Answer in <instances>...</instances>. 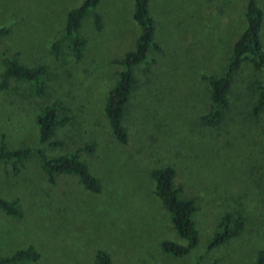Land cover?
<instances>
[{
    "label": "rangeland",
    "instance_id": "374dc122",
    "mask_svg": "<svg viewBox=\"0 0 264 264\" xmlns=\"http://www.w3.org/2000/svg\"><path fill=\"white\" fill-rule=\"evenodd\" d=\"M82 0H0V145L30 148L16 163H0V198L15 202L19 217L0 211V258L32 247L34 262L93 264L97 251L110 264H253L264 254V109L251 115L264 69L243 62L233 75L219 125L208 126L207 79L224 72L245 28L246 0H149L153 41L147 59L133 67L135 83L124 109L126 142L114 139L103 108L121 71L115 63L134 49L139 28L133 0H99L78 29L85 45L75 58L63 35L65 16ZM259 39L264 53V0ZM93 13L100 17L96 30ZM57 44L56 50L53 45ZM43 67L44 93L7 79L3 57ZM55 104L68 121L57 146L37 142L35 118ZM92 147L88 152L86 147ZM37 150L53 157L76 152L100 185L86 191L74 176L46 180ZM171 167L173 185L193 201L197 245L175 258L162 241L183 245L153 193L149 172ZM242 224L226 244L207 250L220 218Z\"/></svg>",
    "mask_w": 264,
    "mask_h": 264
},
{
    "label": "trees",
    "instance_id": "16d2710c",
    "mask_svg": "<svg viewBox=\"0 0 264 264\" xmlns=\"http://www.w3.org/2000/svg\"><path fill=\"white\" fill-rule=\"evenodd\" d=\"M149 0H133L132 20L139 28V34L135 41L134 49L123 55L115 63L121 67L113 87L108 91L103 112L107 119L110 131L119 144L126 142V131L122 125L125 106L133 90L135 78L133 67L143 63L147 59L149 49L158 52L160 49L153 41L154 24L148 12ZM99 0H82L75 8L67 12L64 21L63 35L68 39V48L75 58L81 56L85 45L84 39L79 35L78 29L81 20L89 11L93 10ZM262 10L258 0H246L244 18L245 28L237 37L232 46L231 54L227 60L224 72L217 77L207 79L209 87L210 109L203 116L206 125L215 127L223 118L224 109L227 106L226 96L229 91L231 79L238 71L243 62H248L255 71L264 69V53L262 51L259 30L262 24ZM93 24L96 30L101 27L100 17L93 13ZM7 34L6 29H0V37ZM57 44L53 45L56 50ZM3 85L7 79L26 82L35 96L44 93L43 75L44 68H27L17 62L15 58L3 57ZM256 101L251 110V115L257 117L264 109V85L256 84ZM68 121L67 117L61 115L59 108L52 104L45 106L35 118L37 126V142L40 145L57 146L60 143L54 141L53 135L58 127ZM88 152L92 147L88 146ZM32 150L21 148L6 150L0 145V163H16L27 159ZM39 165L46 180L52 183L58 175L74 176L77 182L88 192L98 193L100 185L98 180L92 176L86 165L79 160L76 152L58 156H47L41 150H37ZM153 181V193L159 200L161 206L168 213L169 222L176 233L185 243L183 245L172 241H162L160 249L162 252L180 258L189 254L197 245V231L192 220L195 207L193 201L181 196V189L174 187V170L171 167L154 168L149 172ZM0 211L7 216L19 217L20 211L15 202L0 198ZM242 224L239 220L232 219L230 215H223L206 242V249L211 250L226 244L235 238L241 231ZM38 254L32 247L16 251L10 256L1 257L0 264H20L34 262ZM93 264H110L109 257L102 251H97ZM253 264H264V254L257 251Z\"/></svg>",
    "mask_w": 264,
    "mask_h": 264
}]
</instances>
